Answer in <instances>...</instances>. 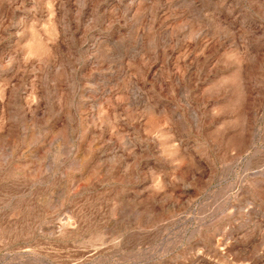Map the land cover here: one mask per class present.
Returning a JSON list of instances; mask_svg holds the SVG:
<instances>
[{
  "label": "rangeland",
  "instance_id": "rangeland-1",
  "mask_svg": "<svg viewBox=\"0 0 264 264\" xmlns=\"http://www.w3.org/2000/svg\"><path fill=\"white\" fill-rule=\"evenodd\" d=\"M0 264H264V0H0Z\"/></svg>",
  "mask_w": 264,
  "mask_h": 264
}]
</instances>
